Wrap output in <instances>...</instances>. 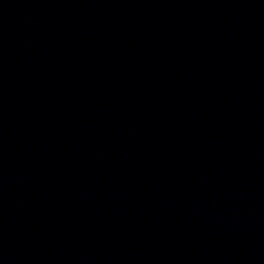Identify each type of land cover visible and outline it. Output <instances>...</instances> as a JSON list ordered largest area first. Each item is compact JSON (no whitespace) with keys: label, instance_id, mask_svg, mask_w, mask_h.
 <instances>
[{"label":"water","instance_id":"water-1","mask_svg":"<svg viewBox=\"0 0 264 264\" xmlns=\"http://www.w3.org/2000/svg\"><path fill=\"white\" fill-rule=\"evenodd\" d=\"M86 0H0V46L65 14Z\"/></svg>","mask_w":264,"mask_h":264}]
</instances>
